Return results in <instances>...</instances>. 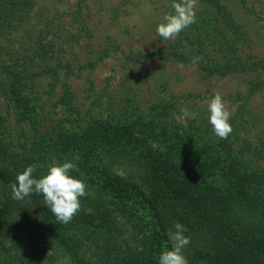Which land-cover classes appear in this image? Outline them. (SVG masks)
Masks as SVG:
<instances>
[{
    "label": "trees",
    "instance_id": "16d2710c",
    "mask_svg": "<svg viewBox=\"0 0 264 264\" xmlns=\"http://www.w3.org/2000/svg\"><path fill=\"white\" fill-rule=\"evenodd\" d=\"M203 1L208 7L196 18L218 55L197 45L192 52L201 60L199 71L209 76L251 72L256 79L244 95H236L229 137L198 144L189 135H160L149 123L93 120L72 137L64 157L43 139L26 144L0 121V264H46L48 252L55 250L72 264H159L162 252L175 243L176 223L190 237L183 250L189 264H264V196L234 160L224 164L230 136L246 130L250 97L264 90V59L243 62L231 41V35L245 34L241 22L221 0ZM32 11L33 0H0V68L18 37L29 35ZM182 35L164 56L186 64ZM7 80L9 87L0 83V88L10 95L18 125L25 120V102L17 80L10 75ZM67 96L66 90L62 100H70ZM240 150L264 163V146L249 143ZM69 161L79 169L70 175L82 180L88 193L70 223H58L42 195L12 198L10 185L28 166H37L33 176L40 179L50 166ZM80 246L89 251L81 253Z\"/></svg>",
    "mask_w": 264,
    "mask_h": 264
},
{
    "label": "rangeland",
    "instance_id": "374dc122",
    "mask_svg": "<svg viewBox=\"0 0 264 264\" xmlns=\"http://www.w3.org/2000/svg\"><path fill=\"white\" fill-rule=\"evenodd\" d=\"M221 1L243 26L241 38L231 35L240 58L246 63L264 59V0ZM172 2L33 0L29 35L18 37L9 60L0 68L1 84L9 87V75L17 80L25 120L14 123V104L7 89L0 88V121L11 135L23 136L26 144L43 139L64 157L70 154L66 145L72 137L93 120L149 123L160 135L177 133L193 137L198 144L217 143L220 138L208 118L210 100L216 93L222 96L231 113L230 123L239 104L236 95L247 92L255 74L209 76L199 71L201 60L192 52L197 45L209 55L218 54L214 46H208L197 18L175 40H164L156 31L165 15L174 12ZM207 7L198 0L196 17ZM182 34L186 64L164 56ZM146 55L151 57L144 59ZM66 90L70 100L63 101ZM248 104L246 130L230 136L224 164L234 160L264 196V163L250 153H240L245 144L264 146V90L255 92ZM181 109L196 112L197 118L185 117ZM79 251L89 250L80 246ZM48 257L46 264H72L60 250L49 251Z\"/></svg>",
    "mask_w": 264,
    "mask_h": 264
},
{
    "label": "clouds",
    "instance_id": "9594fccd",
    "mask_svg": "<svg viewBox=\"0 0 264 264\" xmlns=\"http://www.w3.org/2000/svg\"><path fill=\"white\" fill-rule=\"evenodd\" d=\"M198 0H173L171 8L173 13L165 15L164 22L156 29L158 35L164 40H175L179 34L197 22L196 6ZM196 60H193V64ZM183 67V65H180ZM185 117L197 118L196 112H189L181 109ZM209 123L214 134L227 139L233 129L229 123L231 113L226 107L225 101L219 93H216L208 105ZM78 161L79 157H75ZM36 165L28 166L16 177V182L10 185L12 198L22 201L33 194L43 196L45 205L55 216L56 221L61 224H68L81 209V197L87 196L86 184L70 175L72 171H78V165L74 162H64L62 165L49 167L48 173L40 179L33 176ZM187 228L175 224V232L172 239L175 241L171 250H165L159 257V264H189L183 254V250L190 243V237L184 235Z\"/></svg>",
    "mask_w": 264,
    "mask_h": 264
}]
</instances>
